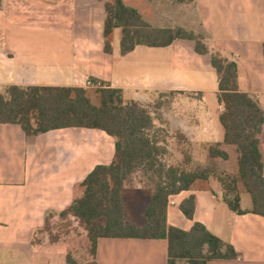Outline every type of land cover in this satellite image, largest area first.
Segmentation results:
<instances>
[{
	"label": "crops",
	"instance_id": "0c3cea01",
	"mask_svg": "<svg viewBox=\"0 0 264 264\" xmlns=\"http://www.w3.org/2000/svg\"><path fill=\"white\" fill-rule=\"evenodd\" d=\"M123 1L155 28L203 34L211 51L237 63L239 90L255 96L264 108V0ZM105 5L101 0H2L0 91L12 86L88 88L89 81L97 80L121 90L125 102L145 104L173 96L186 103L185 110L176 112L172 106L163 120L193 143L195 158L219 144L228 159L216 158L218 168L238 175L240 153L225 143L220 122L225 108L211 56L198 54L188 40L162 48L138 46L122 56L121 29L114 31L108 54ZM260 151L264 163V135ZM114 158V139L99 130L68 128L27 137L19 125L0 124V264H68L65 243L47 240L34 246V234L44 227L47 213L70 207L80 184ZM139 189L136 195L147 199L146 210L150 199ZM239 189L242 209L250 210L248 193L241 185ZM192 196L196 210L190 220L181 205ZM126 201L131 223L143 226L145 210L141 221L134 220V206ZM167 223L186 232L203 224L239 255L209 264H264V217L231 210L215 183L170 196ZM96 262L167 264L168 242L101 238Z\"/></svg>",
	"mask_w": 264,
	"mask_h": 264
},
{
	"label": "trees",
	"instance_id": "16d2710c",
	"mask_svg": "<svg viewBox=\"0 0 264 264\" xmlns=\"http://www.w3.org/2000/svg\"><path fill=\"white\" fill-rule=\"evenodd\" d=\"M101 1H106V53L113 52L114 31L121 29L122 56L138 46L162 48L171 46L177 40L193 41L198 54L211 56L212 66L220 77L219 102L225 108L220 122L225 130V143L238 147L239 174L209 168L191 171L180 165L167 168L161 158L167 154L168 148L161 144L160 131L155 124L156 120H162L154 118L137 101L125 102L121 90L100 81L91 80L95 85L102 86L95 90L99 103L91 99V89L88 88L9 87L5 94H0V124L19 125L27 137L68 128L99 130L115 142L113 163L94 169L80 184L82 195L76 196L70 207L61 213H47L44 227L34 234L33 245H41L47 240L53 244L62 243L61 235L52 232V224L59 218L66 222L64 229L74 222L85 229L91 243V264H97V244L101 238L167 240V264H178L180 261L209 264L211 261L238 259L236 249L212 234L203 224L196 223L189 232L170 227L167 208L170 196L190 191L199 181L208 182L215 177L231 210L239 215L264 217V163L260 151L264 135V108L255 96L239 90L237 63L223 57L220 52L211 51L203 34L182 28H155L144 22L140 13L123 0ZM176 1L184 4L195 0ZM161 107V104L157 106ZM178 134L187 144H179V152L186 163L191 164L193 143L181 132ZM218 147L219 144L210 148L211 157L227 160L228 156ZM140 172L150 182L148 189L143 191L150 199L144 212L143 226L131 223L126 201L127 186ZM241 184L251 197L250 210L241 207ZM181 210L193 220L196 198L192 196L183 202ZM39 236L44 237L39 239ZM67 263L77 264L71 255Z\"/></svg>",
	"mask_w": 264,
	"mask_h": 264
},
{
	"label": "rangeland",
	"instance_id": "374dc122",
	"mask_svg": "<svg viewBox=\"0 0 264 264\" xmlns=\"http://www.w3.org/2000/svg\"><path fill=\"white\" fill-rule=\"evenodd\" d=\"M213 52H216V50L213 49ZM97 89L98 88L90 90V97L95 103H99L98 96L95 93V90ZM6 90L7 89L0 91V94H5ZM173 98V96H168L167 98H162V96H160L159 99H156L151 103L142 104V106L146 108L154 118H160L162 120L156 123L157 130L160 131L158 135L159 140L161 141V144L163 146H166L168 148L167 154H165L161 158L162 163L167 168L170 166L180 165L181 167L185 166L187 170L191 171H198V169L204 168L213 169L217 172L222 171L218 168V162L216 161V158L211 157L209 150L204 153L205 155L199 153L196 158L193 157L191 164L186 163V159L179 152L178 145L180 144L183 146H187V144L183 142L184 140H181V137L178 132L175 131V129L171 128L170 124L167 121L163 120V113H168L169 111L173 110L172 106H175L174 111L176 112H181L185 110L186 103L183 100L173 101ZM159 104H161V108H157ZM193 153L195 154V151ZM211 182L215 183L217 186H220L219 182L215 177H211L208 182L199 181L197 184L201 187H209V183ZM149 183L150 182L148 180V177L144 173L140 172L133 176V178L130 180V185L127 186L129 191L127 192L128 194L126 196V200H128V202L132 203L134 206V209L132 210V213H134V220H142L143 211L145 210V204H147V199H142L138 197L142 195L136 194L139 193V188H142L141 190L145 192V188L149 186ZM241 186L243 185L241 184ZM82 192L83 189L78 188L75 194L76 196H80L82 195ZM247 196L251 205V197L248 194ZM131 209L132 208H130V210ZM65 224V221H61L59 218H56V220L52 224L53 234L61 235L62 243H65L69 248V254L73 258H77L76 260L80 264H91V243L88 239L87 232L76 222H74L72 226H69L64 229L63 226ZM45 235L49 236L48 234ZM44 236H39L38 238L41 239Z\"/></svg>",
	"mask_w": 264,
	"mask_h": 264
},
{
	"label": "built area",
	"instance_id": "2783aa9c",
	"mask_svg": "<svg viewBox=\"0 0 264 264\" xmlns=\"http://www.w3.org/2000/svg\"><path fill=\"white\" fill-rule=\"evenodd\" d=\"M87 87L88 88H101L102 86L100 84L95 85L92 81H89Z\"/></svg>",
	"mask_w": 264,
	"mask_h": 264
}]
</instances>
